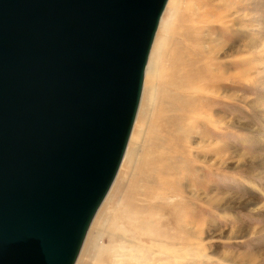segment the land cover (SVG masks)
Returning a JSON list of instances; mask_svg holds the SVG:
<instances>
[{
    "label": "rangeland",
    "instance_id": "1",
    "mask_svg": "<svg viewBox=\"0 0 264 264\" xmlns=\"http://www.w3.org/2000/svg\"><path fill=\"white\" fill-rule=\"evenodd\" d=\"M161 20L126 154L80 264L133 251L123 239L148 247L141 264H174L153 252L189 239L206 257L186 264H264V0H168ZM181 66L201 82L183 85L186 97ZM178 191V204L162 197Z\"/></svg>",
    "mask_w": 264,
    "mask_h": 264
},
{
    "label": "water",
    "instance_id": "2",
    "mask_svg": "<svg viewBox=\"0 0 264 264\" xmlns=\"http://www.w3.org/2000/svg\"><path fill=\"white\" fill-rule=\"evenodd\" d=\"M166 3L0 0V264L75 263Z\"/></svg>",
    "mask_w": 264,
    "mask_h": 264
},
{
    "label": "bare ground",
    "instance_id": "3",
    "mask_svg": "<svg viewBox=\"0 0 264 264\" xmlns=\"http://www.w3.org/2000/svg\"><path fill=\"white\" fill-rule=\"evenodd\" d=\"M170 1V0H169ZM167 3H168V0H167ZM167 3H166V5H167ZM166 7V6H165ZM165 10V9H164ZM163 14V13H162ZM161 17H162V15H161ZM189 17V16H188ZM195 18V19H194ZM199 18V16H197V15H195V16H192L190 19H188V21H192L193 19H194V21L193 22H195L197 19ZM162 22H163V20H161V18H160V20H159V23H160V25L162 24ZM159 23H158V26H157V28L159 27ZM164 24V23H163ZM157 31V30H156ZM155 34H156V32H155ZM154 39H155V36H154V38H153V42H154ZM153 42H152V45H151V48H150V51H149V55H150V53H152V47H153ZM149 55H148V59H149ZM151 56V55H150ZM148 59H147V62H148ZM190 59V58H189ZM170 62V61H169ZM178 64V63H177ZM209 66V65H208ZM146 67H147V63H146V66H145V70H146ZM198 70V69H197ZM181 71V73H179V72ZM178 71H174V77L177 79L176 81H175V83H176V85H180V86H177V87H182V89H184L185 90V92L182 90V91H178L177 93H179V94H181V96L183 95L184 97H186V92H187V90H186V88L185 87H187V85L186 84H188V85H190L191 87H193L194 85H196L197 84V82H198V78H195L194 76H195V70L194 69H192V68H190L186 73H184V71H185V68H184V66H181V69H179ZM197 72V71H196ZM202 74V73H201ZM146 75H147V71H146V74H145V71H144V76H143V82H144V86H142V91H143V89L145 90V85L147 84V81H146ZM198 75H199V73H198ZM200 76H202V75H200ZM200 76H198V77H200ZM201 79V78H200ZM200 83L201 82H198V84L200 85ZM206 83L207 84H205V89H208V82L206 81ZM183 85L185 86V87H183ZM176 87V86H175ZM194 93H198V92H194ZM141 94H142V92H141ZM201 104V103H200ZM202 106V105H201ZM198 111H196V113H194L192 116H190V118H195V117H197L198 116ZM203 114H205V113H203ZM136 115H137V113H136ZM202 116V115H201ZM136 117V116H135ZM201 118V117H200ZM212 120H219L218 118H214V117H210ZM165 121H167V120H165ZM209 121V120H208ZM211 121V120H210ZM209 121V122H210ZM134 122H135V119H134ZM133 122V123H134ZM189 122V121H188ZM161 123V122H160ZM214 123V122H213ZM188 124V123H187ZM212 124V123H211ZM216 124V123H215ZM190 125V124H189ZM166 126V125H165ZM168 126V125H167ZM133 127V126H132ZM158 127H160V126H158ZM161 129V128H160ZM166 129V128H165ZM132 130V129H131ZM163 130V129H162ZM191 132V131H190ZM131 133V132H130ZM131 135H129V137H130ZM185 139H186V141L184 142L185 144L184 145H186V142L188 143L189 141H188V135H186V137H185ZM128 141H129V139H128ZM128 143V142H127ZM189 145V144H188ZM127 147V146H126ZM189 147V146H188ZM190 148V147H189ZM174 152V151H173ZM192 153H193V155H195V153H194V150L192 149V148H190V152L188 153V157L189 158H191L193 155H192ZM124 154H126V152H124ZM174 155V154H173ZM123 157H125V155H123ZM222 157V156H221ZM190 160V159H189ZM221 160H222V158H221ZM222 162V161H221ZM116 175H117V173H116ZM116 175H115V178H116ZM161 177V176H160ZM165 177H167V176H165ZM115 178H114V180L113 181H115ZM182 180V179H181ZM112 183H114V182H112ZM112 186H110V187H113V184H111ZM110 190H108L107 191V193H106V195H105V197L103 198V200H102V202L100 203V205H99V207H98V209H97V211L95 212V215H94V217H93V219L91 220V223H90V225H89V227H88V229H87V232H86V234H85V238H84V240H83V243H82V246H81V248H80V251H79V253H78V256H77V258H76V260H75V263L74 264H76V262H77V264H80V262H82L81 261V259L79 260L78 259V257H79V255H80V253H81V251H83V247H84V245H85V242L87 241V239L88 238H86L87 236H89V229H91L90 227H93V225L96 223L95 221H97L98 219H100V218H104L105 217V215H104V213H103V208H104V203H105V201H106V199H107V197L109 196V194H110V192H111V189L112 188H109ZM172 190H173V188H172ZM170 193V194H169ZM169 193H167L166 195H164V196H162L163 197V199H166L167 201H169L170 202V204L171 205H175V204H178L179 202H181L182 201V199H183V195H182V192L181 191H178V192H175V193H172V192H169ZM156 198V197H155ZM159 198V197H158ZM157 199V198H156ZM108 200V199H107ZM157 201V200H156ZM159 201V200H158ZM185 205H183L182 207H184ZM179 210V209H178ZM95 216H96V218H95ZM183 216V215H182ZM94 221V222H93ZM92 225V226H91ZM149 227V226H148ZM150 228V227H149ZM185 228V227H184ZM192 229V227H190V230ZM89 232V233H88ZM186 233H188L187 231H185ZM190 234V233H189ZM182 235V234H181ZM124 240V242H126L127 243V245L129 246V247H131V245H133L134 246V250L133 251H131V250H129V251H122V250H120V249H118V250H115V251H113L112 253H110V259H109V264H141L139 261L140 260H142V257H143V254H142V252H141V249H145V250H147V251H149V249H148V247H145V246H142V244L141 245H139V244H137V245H134V242H131V240H125V239H123ZM163 246V245H162ZM161 246V247H162ZM187 249H184V250H179V251H174V250H171V251H169V250H167L165 247H162V248H159V249H157V250H155V252H153L155 255L157 254V255H160V254H167L173 261H174V264H186V263H188V262H190V261H192L194 258H195V254H200L201 255V257H206V255L204 254V253H199L198 251H199V249L198 248H196V242H194V240H192V239H189V241H188V244H187ZM158 248V247H157ZM151 254V253H150ZM154 254L152 255V257L154 258ZM112 256V257H111ZM78 260V261H77ZM147 261V260H146ZM159 262V261H158ZM162 262V261H161ZM169 262V261H168ZM171 262V261H170ZM144 264H154V263H150V262H145ZM167 264V263H166Z\"/></svg>",
    "mask_w": 264,
    "mask_h": 264
}]
</instances>
